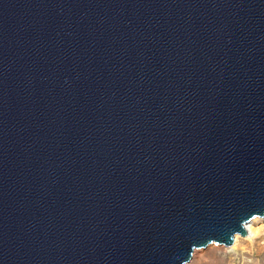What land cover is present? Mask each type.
<instances>
[{
  "label": "water",
  "instance_id": "obj_1",
  "mask_svg": "<svg viewBox=\"0 0 264 264\" xmlns=\"http://www.w3.org/2000/svg\"><path fill=\"white\" fill-rule=\"evenodd\" d=\"M264 217V0H0V264H188Z\"/></svg>",
  "mask_w": 264,
  "mask_h": 264
},
{
  "label": "rangeland",
  "instance_id": "obj_2",
  "mask_svg": "<svg viewBox=\"0 0 264 264\" xmlns=\"http://www.w3.org/2000/svg\"><path fill=\"white\" fill-rule=\"evenodd\" d=\"M253 231L228 247L214 243L199 249L188 264H264V217L252 220Z\"/></svg>",
  "mask_w": 264,
  "mask_h": 264
},
{
  "label": "bare ground",
  "instance_id": "obj_3",
  "mask_svg": "<svg viewBox=\"0 0 264 264\" xmlns=\"http://www.w3.org/2000/svg\"><path fill=\"white\" fill-rule=\"evenodd\" d=\"M252 221L248 224V226H247V228H248V231H249V235H251L252 233H254V231H253V226H252ZM238 238H239V235H237L236 236V241L235 242H237L238 241Z\"/></svg>",
  "mask_w": 264,
  "mask_h": 264
}]
</instances>
